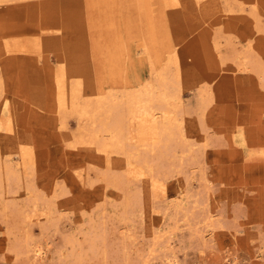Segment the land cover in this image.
Segmentation results:
<instances>
[{
  "label": "rangeland",
  "instance_id": "obj_1",
  "mask_svg": "<svg viewBox=\"0 0 264 264\" xmlns=\"http://www.w3.org/2000/svg\"><path fill=\"white\" fill-rule=\"evenodd\" d=\"M204 2L0 1V264H264V0ZM162 78L182 133L153 152L124 100L100 140Z\"/></svg>",
  "mask_w": 264,
  "mask_h": 264
},
{
  "label": "bare ground",
  "instance_id": "obj_2",
  "mask_svg": "<svg viewBox=\"0 0 264 264\" xmlns=\"http://www.w3.org/2000/svg\"><path fill=\"white\" fill-rule=\"evenodd\" d=\"M2 3L4 2V0H0ZM208 1V0H207ZM6 2V0H5ZM198 4H199V9L201 8V4L204 6L206 3L204 2V0H198ZM218 3V2H217ZM216 3V4H217ZM215 4V5H216ZM202 6V7H203ZM206 6V5H205ZM204 6V8H205ZM208 9V8H207ZM205 13V12H204ZM63 60L67 59L66 55L63 54L62 55ZM64 63V61L62 62V64ZM74 63V62H73ZM61 64V65H62ZM79 65V64H78ZM68 67V66H67ZM85 67V66H84ZM167 67V66H166ZM64 68V66L60 67L58 74L61 75V78L59 79L60 82L62 81L61 79L64 80V84L66 81H69L71 77H75V76H71L73 71L70 70H66L68 72H64V70L62 69ZM75 69V68H74ZM70 72L71 75H70ZM75 72V71H74ZM160 72V71H159ZM158 72V73H159ZM164 72V71H163ZM162 75V74H160ZM159 76V75H158ZM84 77V76H83ZM169 79V78H168ZM83 80V79H82ZM79 77H76L73 85H72V93H71V97L73 99H76L79 97L80 93H81V88L83 87L82 83ZM158 80V79H157ZM162 81H159L157 88L159 89H164L163 92L160 93H156V88L155 85L153 83H149L145 84L141 87L135 88L134 90H132L131 93L122 96L120 99L121 100H117V101H111L107 102L108 104H106L105 102H100L99 105L94 109V111L88 115V117L91 118L92 120V125L94 126L95 123L97 122H101V126L97 129V132H102L101 136L99 138H101L100 140L104 139V140H109L112 144L117 145V147L119 149H122L125 146V141L123 138H125V134L124 132V123L130 118L128 117V119L123 123V118L121 116H119L116 120L117 123L115 125L110 124V122L106 119H109V115H110V111H112V109L114 107L117 106V109L127 101V103L130 106L131 109V113L134 114V116L136 117V122L138 123V128H139V132H142L143 130H145L146 128L150 129L153 135V139H154V148H153V152L157 151L156 147H160L159 142H161L162 139H164V137H166V139L168 141H171L174 139V137L178 134H181L182 131V127H183V121H181L178 116H177V112H176V107L178 106V101L175 103L173 96H171V94L169 93V90L167 89L168 87V81L166 82L165 80L160 79ZM172 80V79H171ZM85 82V81H84ZM173 83V81H170V83ZM69 83V82H67ZM146 83V82H145ZM176 83V82H174ZM72 84V83H71ZM61 85V84H60ZM63 85V84H62ZM62 87V86H61ZM172 87V85H171ZM170 87V88H171ZM62 89H65L64 87H62ZM61 89V90H62ZM172 89V88H171ZM172 93V91H171ZM64 96V95H63ZM81 97V96H80ZM117 97V96H116ZM71 98V101H72ZM105 99L108 97H104ZM104 99V100H105ZM116 99V98H115ZM62 100V99H61ZM79 100V99H78ZM126 100V101H124ZM107 101V100H106ZM73 102V101H72ZM78 102V101H77ZM62 103V102H61ZM74 103V102H73ZM88 104V103H87ZM65 105V104H63ZM80 106V105H79ZM172 107V108H171ZM178 108V107H177ZM72 109V108H71ZM83 109V108H82ZM129 109V108H127ZM129 109V110H130ZM74 110V109H73ZM156 110H160V113L156 112ZM84 113V110H82ZM114 111V110H113ZM114 113V112H113ZM86 114V113H85ZM117 114V112H116ZM182 114V113H181ZM121 115V114H119ZM75 116V115H74ZM114 116V115H113ZM185 116V115H184ZM87 117V114H86ZM103 117L105 119H103ZM111 118V117H110ZM133 118V117H132ZM67 120V119H66ZM111 120V119H110ZM134 120V119H132ZM89 121V120H88ZM129 121V120H128ZM186 121V120H185ZM184 121V122H185ZM89 123V122H88ZM98 124V123H97ZM127 126V125H126ZM185 126V125H184ZM92 127V126H91ZM95 127V126H94ZM126 129V128H125ZM137 130V129H136ZM90 131V130H89ZM126 131V130H125ZM94 132V131H93ZM96 132V133H97ZM146 132V131H145ZM148 132V131H147ZM181 132V133H180ZM98 133V134H100ZM144 133V131H143ZM141 133V134H143ZM84 134V133H83ZM129 134V133H128ZM184 134V133H183ZM28 135V134H27ZM140 135V134H139ZM147 135V134H146ZM178 136V135H177ZM95 139V138H94ZM131 139V138H130ZM240 139V138H239ZM141 140V139H140ZM143 140H141L140 143L143 144ZM23 141V140H22ZM106 141H104L105 144V148L106 146ZM236 141V140H235ZM99 142V140H98ZM103 142V141H102ZM99 142L100 145H102ZM145 142V141H144ZM164 142V141H163ZM178 142V141H177ZM108 143V142H107ZM170 143V142H169ZM86 144V143H85ZM103 144V145H104ZM109 144V143H108ZM111 144V145H112ZM159 144V145H158ZM167 144V142L165 143ZM184 144V143H183ZM110 145V144H109ZM110 145V146H111ZM152 145V144H151ZM171 145V144H170ZM133 146V145H132ZM147 146V145H145ZM163 146V145H162ZM165 146V145H164ZM23 147L25 148V146L23 145ZM128 147V146H127ZM10 148V147H9ZM83 148V147H82ZM91 148V147H90ZM99 148V147H98ZM103 148V147H102ZM101 148V149H102ZM113 148V146H112ZM125 148V147H124ZM123 148V149H124ZM132 148V147H131ZM92 149V148H91ZM90 149V150H91ZM104 149V148H103ZM102 149V150H103ZM128 149V148H127ZM143 149V148H142ZM194 149V148H193ZM114 150V149H113ZM144 150V149H143ZM152 150V149H150ZM100 151V150H99ZM160 151V150H159ZM165 151V150H164ZM107 152V149H106ZM149 152V151H148ZM161 152V151H160ZM130 153V152H129ZM158 153V152H157ZM124 154V153H123ZM152 154V153H150ZM28 155V154H27ZM142 155V154H141ZM161 155V154H160ZM121 156V155H120ZM134 157V156H133ZM116 159V158H115ZM135 159V158H134ZM142 159V157H141ZM137 160V158H136ZM2 161V160H1ZM3 163H0V181H2V184L4 183V180L9 178L12 170L14 168V166L12 167V164H6L4 165ZM143 162V161H141ZM140 163V162H139ZM145 163V162H144ZM143 164V163H142ZM13 174V173H12ZM104 178V177H103ZM106 178V177H105ZM8 180V179H7ZM107 181V180H106ZM107 188V187H106ZM3 189V188H2ZM123 191V190H122ZM133 195V194H132ZM137 195V194H136ZM137 198V197H136ZM127 201V200H125ZM131 204V203H130ZM133 204V203H132ZM126 209V208H125ZM7 210V209H6ZM128 215V214H127ZM112 216V215H111ZM28 238V237H27ZM87 239V238H86ZM39 247V246H38ZM36 252L38 253V255L41 256V254L44 252L41 247L36 249ZM146 264V263H145Z\"/></svg>",
  "mask_w": 264,
  "mask_h": 264
}]
</instances>
